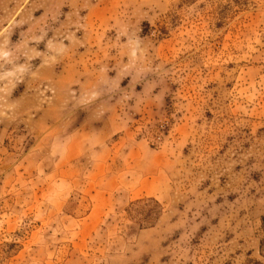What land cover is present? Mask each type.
Listing matches in <instances>:
<instances>
[{
  "label": "rangeland",
  "instance_id": "374dc122",
  "mask_svg": "<svg viewBox=\"0 0 264 264\" xmlns=\"http://www.w3.org/2000/svg\"><path fill=\"white\" fill-rule=\"evenodd\" d=\"M0 264H264V0H0Z\"/></svg>",
  "mask_w": 264,
  "mask_h": 264
},
{
  "label": "trees",
  "instance_id": "16d2710c",
  "mask_svg": "<svg viewBox=\"0 0 264 264\" xmlns=\"http://www.w3.org/2000/svg\"><path fill=\"white\" fill-rule=\"evenodd\" d=\"M151 204H154V208H148ZM132 207L135 219L143 226L153 227L162 213V207L155 199L137 201Z\"/></svg>",
  "mask_w": 264,
  "mask_h": 264
}]
</instances>
